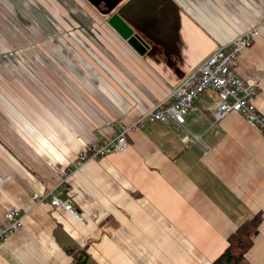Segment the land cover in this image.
Segmentation results:
<instances>
[{"label": "crops", "instance_id": "crops-1", "mask_svg": "<svg viewBox=\"0 0 264 264\" xmlns=\"http://www.w3.org/2000/svg\"><path fill=\"white\" fill-rule=\"evenodd\" d=\"M57 2L0 0V222L11 207L23 216L0 242V264H74L66 248L84 250L85 264H211L256 213L246 257L264 264V136L237 112L214 121V91L186 116L198 141L152 120L128 132L124 151L73 162L255 24L235 68L256 81L264 116V0H124L114 12L144 41L143 55L90 1L87 34L64 21L81 3ZM59 167L74 170L64 181ZM50 191L80 218L34 197Z\"/></svg>", "mask_w": 264, "mask_h": 264}, {"label": "built area", "instance_id": "built-area-1", "mask_svg": "<svg viewBox=\"0 0 264 264\" xmlns=\"http://www.w3.org/2000/svg\"><path fill=\"white\" fill-rule=\"evenodd\" d=\"M261 22L264 23V16ZM258 29L259 24L252 25L230 42L217 47L188 77L171 88L164 99L155 103L130 125L115 123L113 137L87 143L76 154L73 160L74 169L81 167L88 160L99 159L111 152L124 151L127 147L128 132L142 128L152 120L169 125L183 143L198 141L199 136L188 127L186 116L193 107L194 99L208 90L214 91L217 97L212 114L214 121H219L229 113L237 112L264 136V116L253 104L257 94V83L251 77L241 76L235 68V59L252 43L258 34ZM74 169L59 167L58 173L65 181ZM38 196L34 194L37 200L48 199L51 205L80 218L75 210L53 191L43 197ZM22 219V213L17 207L5 211L4 221L0 222V242L6 241L20 228Z\"/></svg>", "mask_w": 264, "mask_h": 264}, {"label": "trees", "instance_id": "trees-1", "mask_svg": "<svg viewBox=\"0 0 264 264\" xmlns=\"http://www.w3.org/2000/svg\"><path fill=\"white\" fill-rule=\"evenodd\" d=\"M262 216L256 213L240 222L227 237V246L211 264H251L246 253L252 244V237L257 232ZM72 255L74 264H85L87 255L84 250L66 248Z\"/></svg>", "mask_w": 264, "mask_h": 264}, {"label": "water", "instance_id": "water-1", "mask_svg": "<svg viewBox=\"0 0 264 264\" xmlns=\"http://www.w3.org/2000/svg\"><path fill=\"white\" fill-rule=\"evenodd\" d=\"M97 10L107 17V23L112 27L127 43L140 55L146 51V44L128 25V23L119 15L115 7L121 0H89ZM103 4L105 9H101L98 4Z\"/></svg>", "mask_w": 264, "mask_h": 264}, {"label": "rangeland", "instance_id": "rangeland-1", "mask_svg": "<svg viewBox=\"0 0 264 264\" xmlns=\"http://www.w3.org/2000/svg\"><path fill=\"white\" fill-rule=\"evenodd\" d=\"M51 1V3H52V0H50ZM58 2H57V5H59L60 4V1L61 0H57ZM87 1H89V0H87ZM124 0H122L116 7H115V9L117 8V7H119V5H121L122 4V2H123ZM64 2L65 3H67V4H72V0H64ZM81 3V7H80V10L79 11H76V9L74 10L75 12L72 14V13H68L67 11L64 13V21H65V23H68V25L69 26H67V27H69V28H71V29H74V30H77V31H83L84 33H91L90 31H89V26H87L88 25V20H89V16H90V14H87L88 12L87 11H89V13L91 12V13H93L92 11H90V10H87V9H85L84 7H86V6H88V4L86 3V0H75V3ZM51 10H52V12L51 13H54L55 12V6L54 7H51ZM87 10V11H86ZM75 17H77V18H79V19H74ZM80 20V21H79ZM86 22V24L87 25H83V26H85L86 27V29H85V27H83V26H81L82 24H83V22Z\"/></svg>", "mask_w": 264, "mask_h": 264}, {"label": "flooded vegetation", "instance_id": "flooded-vegetation-1", "mask_svg": "<svg viewBox=\"0 0 264 264\" xmlns=\"http://www.w3.org/2000/svg\"><path fill=\"white\" fill-rule=\"evenodd\" d=\"M121 1H122V0H121ZM121 1H119V2H118V4H119ZM118 4H117V5H118ZM101 6H102V7H101V9H103V10H104V9H105L104 5H103V4H101Z\"/></svg>", "mask_w": 264, "mask_h": 264}]
</instances>
